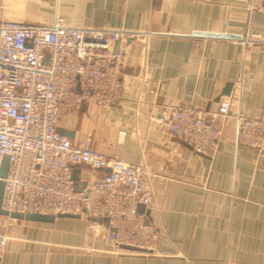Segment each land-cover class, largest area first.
I'll use <instances>...</instances> for the list:
<instances>
[{
	"label": "crops",
	"instance_id": "obj_1",
	"mask_svg": "<svg viewBox=\"0 0 264 264\" xmlns=\"http://www.w3.org/2000/svg\"><path fill=\"white\" fill-rule=\"evenodd\" d=\"M247 0H0V18L149 32L127 41L120 98L82 104L57 128L71 140L128 163H141L152 190L147 220L162 255L120 252L96 235L89 253L86 214L51 221L9 220L0 264H264V152L236 141L237 115L264 117V41L242 45ZM250 31L264 37V8ZM198 34H217L222 37ZM230 111L214 116L221 98ZM173 106L199 109L221 127L203 154L162 132L156 118ZM82 184L104 170L76 164ZM125 249V248H124Z\"/></svg>",
	"mask_w": 264,
	"mask_h": 264
},
{
	"label": "built area",
	"instance_id": "obj_2",
	"mask_svg": "<svg viewBox=\"0 0 264 264\" xmlns=\"http://www.w3.org/2000/svg\"><path fill=\"white\" fill-rule=\"evenodd\" d=\"M262 8L264 0H247L248 26L238 43L264 41L250 31L254 13ZM148 33L72 26L61 16L50 24L0 18V168L3 156L8 157L1 208L23 214L84 212L105 246L163 254L156 226L147 220L152 199L143 182L147 168L105 154L89 138L71 140L57 128L62 115L82 104L109 107L120 98L127 41ZM230 106L229 98H221L214 116H226ZM215 119L193 107L173 106L156 122L162 132L209 154L221 134ZM237 120V143L264 152V117L237 115ZM76 164L104 171L96 180L75 185ZM4 242L0 234V253Z\"/></svg>",
	"mask_w": 264,
	"mask_h": 264
},
{
	"label": "water",
	"instance_id": "obj_3",
	"mask_svg": "<svg viewBox=\"0 0 264 264\" xmlns=\"http://www.w3.org/2000/svg\"><path fill=\"white\" fill-rule=\"evenodd\" d=\"M195 35H202V36H212V37H222L221 35L217 34H198L195 33ZM58 131L65 135H71L69 131L59 128ZM7 166H8V157L6 155L3 156L2 164L0 168V214L8 215L14 218H25V219H32V220H44V221H51L55 216H63V215H73L68 213H59L56 215L53 214H42V213H36V212H28V213H19V212H8L7 210L1 208V200H2V194H3V186H4V180L3 178L6 176L7 173ZM77 169H74L71 175V178L73 179L74 184L79 180V176L77 175ZM142 208V206H140ZM125 248H128L125 246Z\"/></svg>",
	"mask_w": 264,
	"mask_h": 264
},
{
	"label": "rangeland",
	"instance_id": "obj_4",
	"mask_svg": "<svg viewBox=\"0 0 264 264\" xmlns=\"http://www.w3.org/2000/svg\"><path fill=\"white\" fill-rule=\"evenodd\" d=\"M87 218V222H86V234H87V238H88V243L86 245H83L84 248L90 253V250L91 249H99L98 247H95L93 246L90 241L93 239L94 236H96V234H94L90 228H89V220H88V217L86 216ZM11 225L9 223V220L5 217H1L0 216V234L5 238V242H4V245L6 243V239H7V229L10 228Z\"/></svg>",
	"mask_w": 264,
	"mask_h": 264
}]
</instances>
